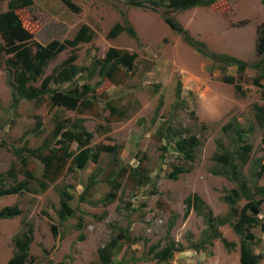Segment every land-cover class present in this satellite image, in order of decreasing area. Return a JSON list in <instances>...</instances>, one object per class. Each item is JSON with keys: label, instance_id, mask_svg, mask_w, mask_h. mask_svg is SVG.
Listing matches in <instances>:
<instances>
[{"label": "rangeland", "instance_id": "rangeland-1", "mask_svg": "<svg viewBox=\"0 0 264 264\" xmlns=\"http://www.w3.org/2000/svg\"><path fill=\"white\" fill-rule=\"evenodd\" d=\"M73 1L80 8L77 12L60 0H34L33 5L18 12L42 44L73 38L83 25H89L95 35L90 42L78 45L79 66L103 59L111 47L126 49L137 57L133 68L119 73L116 82L99 75L91 78L84 71L72 83H52L51 88H93L88 95L93 103L87 109L70 110L52 106L47 97L14 105L5 65L9 56L0 51V174L6 175L14 168L18 180H24L28 171L36 177L28 191L0 196V209L18 205L22 211L14 218L0 220V264H9L16 250L15 238L29 227L33 228L34 240L26 264H102L99 249L117 236L120 228L127 227L132 240L119 241L113 249V264H167L155 259L150 250L171 239L186 249L175 252L170 264H241L240 239L229 224L220 226V230L229 241L237 243L234 249L229 250L220 239L201 243L210 238V231L204 217L189 207L188 200L198 193L215 216H226L230 206L224 196L237 187V181L221 173L228 167L216 155L249 143L251 159L240 164L238 170L252 194L263 200L259 216L264 221V195L256 194V186H264V174L255 178L253 173L258 160L264 164V125L259 121L263 112L257 107H264V89L254 84L259 77L256 40L257 29L264 24L263 0H215L211 6L176 11L167 7V0H140L144 6L129 0ZM7 8L8 0H0V11ZM165 14L174 17L211 51L247 62L244 73L239 74L236 65L224 66L201 55L171 29ZM117 23L132 25L136 37L124 31L110 39L108 33ZM3 43L0 36V45ZM71 53L72 49L60 53L43 77ZM228 75L235 78V83L224 81ZM180 81L182 99L178 100ZM236 84L243 92L236 89ZM77 118H83L93 133L90 146L96 149L116 143L121 147L119 160L103 151L99 164L91 162L82 170L69 169L68 165L61 177L44 190L38 182L42 162L23 147L50 143L59 122L70 125ZM239 131L244 140L240 141ZM192 134L201 144L195 149L194 160H188L178 151L175 140ZM72 149L78 151V144L73 143ZM140 161L148 169L150 181L135 186L126 177L117 199L104 206L102 199L110 191L106 179L122 166H137ZM176 166L185 171L174 179L170 173ZM93 172L98 173V181L81 200ZM11 184L12 179L0 181V189ZM63 189L75 193L70 204L76 212L62 220L58 210ZM246 201H238V212ZM53 223L58 225L57 236ZM254 232L261 239L254 250L263 254L260 264H264V231L258 227Z\"/></svg>", "mask_w": 264, "mask_h": 264}, {"label": "trees", "instance_id": "trees-1", "mask_svg": "<svg viewBox=\"0 0 264 264\" xmlns=\"http://www.w3.org/2000/svg\"><path fill=\"white\" fill-rule=\"evenodd\" d=\"M71 10L77 12L79 6L73 0H60ZM164 1V0H163ZM167 7L173 10H186L198 6H211L215 0H167ZM136 6H144L140 0H129ZM34 0H8V8L0 11V36L3 44L0 45V51L6 53L9 57L5 61L10 84L12 86L13 104L18 105L20 101H41L46 97L52 106H62L70 110L87 109L93 102L88 97L93 90L91 86L85 85L83 89L73 88H51V84L72 83L77 76L84 71H88V75L93 78L96 75L109 79L113 82L117 81V76L124 70L129 71L134 66L136 53H131L126 49L111 47L106 52L103 59H95L90 66H79L76 64L78 58L76 49L80 43L90 42L95 35L94 30L87 24L83 25L73 38L64 41L54 39L48 44H42L35 40L34 33L29 30L23 23L18 10L33 5ZM264 3V0H263ZM164 20L172 30L180 33L184 40L188 42L201 55L212 59L215 63H221L224 66L236 65L238 73L243 74L247 68V62L231 55L216 53L211 51L203 41H196L186 28L179 23L174 17L165 14ZM127 31L131 36L136 37V31L132 25L124 26L121 23L115 24L108 33L110 39L116 38L122 32ZM256 54L260 60L255 64L259 70V77L254 79V84L264 89V24L257 29ZM67 49H72V53L68 58L54 67L53 72L43 77L49 63L56 59L60 53ZM224 81L227 83H235L233 76H225ZM40 82V84H38ZM236 89L242 91L239 84L235 85ZM178 100L182 99V83L177 87ZM263 113L260 115L259 121L264 125V107L257 106ZM93 133L89 131L83 118H77L67 122H59L54 138L50 143H45L37 148H29L27 145L23 147L32 158L41 160L43 166L42 178L38 182L42 189H46L51 182L58 180L63 171L69 165V169H85L89 163L99 164L100 154L103 151L113 153L119 160L120 146L114 144H102L96 149L90 146ZM175 140V138H173ZM239 139L244 140V135L239 131ZM78 144V151L72 149V144ZM175 145L184 156L185 159L194 160L195 149L201 144L200 139L195 135L180 136L175 140ZM252 145L244 143L237 146L232 151L218 153L216 155L218 161L224 167H228L226 174L237 181V187H234L228 194L224 196V200L230 206V212L226 216H215L210 206L204 199L195 193L188 200L189 207H193L198 215L204 217L209 228V239L201 240V243L211 242L214 239H220L229 250L234 249L237 243L229 241L223 236L220 226L229 224L235 234L240 239V262L241 264H260L263 259L262 253H256L255 246L261 241L254 232L255 228L261 227L264 231V221L260 218L261 205L263 200L256 198L252 194L246 180L240 175L238 168L247 164L251 159ZM18 155L23 159L21 152ZM25 162V158L23 159ZM261 167V169H259ZM232 170V171H231ZM181 166H176L175 170L170 173V177L177 178L179 172H184ZM233 173V176L230 175ZM254 177L259 178L264 174V164L261 160L255 165ZM113 174V171H112ZM129 177L135 186H142L150 181V174L143 162L137 166H122L117 174L108 177L106 181L110 185V191L102 199L104 206H108L118 197V191L123 186V182ZM8 179L13 180L7 188L0 189V196L20 194L30 189L31 181L36 177L33 172L28 171L24 180H18L14 168H11L5 174H0V181L5 182ZM98 181V173L93 172L89 177L83 193L80 195L81 200H85ZM256 194L264 195V186H256ZM75 198V193H71L68 189L61 191L60 208L58 214L60 218L67 219L75 215V209L71 206L70 201ZM242 198L247 201L238 212L236 204ZM22 213L18 205L5 206L0 209V220L14 218ZM52 230L55 236L58 235L59 229L56 223L52 224ZM121 239L132 240L129 227L120 228V233L113 237L110 242L99 249V257L102 264H113V249L118 245ZM34 240V231L29 227L23 235L17 236L14 240L15 253L9 260V264H26L30 261V247ZM136 241V238L133 239ZM195 247H198L195 245ZM186 247L171 239L166 245L161 246L155 244L151 247L150 254L154 253V258L159 262L170 264L175 252L184 251ZM94 264V263H91Z\"/></svg>", "mask_w": 264, "mask_h": 264}]
</instances>
